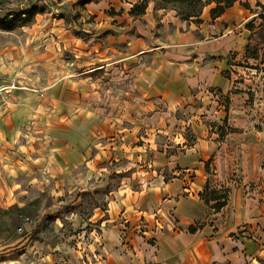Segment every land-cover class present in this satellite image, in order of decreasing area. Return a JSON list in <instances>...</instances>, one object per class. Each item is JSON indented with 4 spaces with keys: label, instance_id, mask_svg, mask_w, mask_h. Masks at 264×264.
<instances>
[{
    "label": "crops",
    "instance_id": "obj_1",
    "mask_svg": "<svg viewBox=\"0 0 264 264\" xmlns=\"http://www.w3.org/2000/svg\"><path fill=\"white\" fill-rule=\"evenodd\" d=\"M251 1L256 2L237 0L217 18L210 16L215 4H206L199 25L185 24L169 36L165 47L146 51L139 49L143 39L131 45L118 42L128 51V60L135 57V47L143 56L149 55L150 64L144 65L142 58L137 63L107 61L99 67L106 68V77H101L105 79L95 81L87 77L91 70L76 74L80 63L59 60L60 49L54 42L48 45L50 36L63 49L68 43L71 32L62 19L56 18L50 29L34 25L28 28L31 33L25 31L27 38L39 32L34 40L45 41L35 60L31 57L35 49L29 50L27 41L23 48L0 50L2 83L21 85L0 98V152L18 149L26 159L35 153L25 161L28 166L36 167L43 160L41 148L24 146L39 145L28 137L41 132L49 140L43 137L48 150L44 165L55 174L74 169L90 157L95 160L99 147L110 146L90 145L103 126L99 128L93 108L82 105L93 94L111 98L119 94L122 116L130 113L132 103L138 106L134 110L138 114V108L148 104L167 103L168 108H175L185 102L191 117L199 120L192 144L166 147L177 152L157 161L164 167L162 172L167 168L168 180L162 173L148 174L137 189L115 192L107 209L100 211L97 221L106 227L102 235L105 253L101 262L93 264H264V129L257 128L256 120L264 118V46L249 45L263 14L250 13L252 6L241 5ZM108 50L117 54L113 47L106 54ZM35 64L55 71L44 88H38V79L27 82V71ZM115 70L121 71L119 78L113 77ZM131 71H137L135 79L130 78ZM111 80H117L120 93L110 90ZM100 83L107 85L102 88ZM28 84L37 85L42 96L21 89ZM109 126H105L107 132ZM228 128L232 132L227 133ZM233 167L240 174L237 187L229 180ZM224 188V205L215 210L218 200H210L208 192ZM42 257L46 255L8 253L0 255V264H35L43 262Z\"/></svg>",
    "mask_w": 264,
    "mask_h": 264
},
{
    "label": "rangeland",
    "instance_id": "obj_2",
    "mask_svg": "<svg viewBox=\"0 0 264 264\" xmlns=\"http://www.w3.org/2000/svg\"><path fill=\"white\" fill-rule=\"evenodd\" d=\"M208 1L202 0L203 3ZM255 1L241 5L246 9L252 6L250 13L264 16V0ZM135 4L138 6L133 9ZM199 10L197 7L194 12L181 3L156 0H0V50L23 48L27 41L28 49H35L31 54L34 59V55L45 47V41L34 40V35L39 32L33 34L32 40L27 38L26 33H31L28 28L37 25L50 29L56 18L62 19V25L71 32L68 43L63 49L62 45L59 47L57 44V39L50 36L47 38L48 45L54 42L52 45L60 49L59 60L80 63L81 68L75 71L76 74L91 70L87 77L92 76L94 81L105 79L101 77H106L103 75L106 68H99L103 63L128 60V51L122 49L118 42L125 41L126 45H131L143 39L142 43L139 42V49L143 50V47L146 51L153 47H165L170 43L169 36L183 30L185 24L199 25ZM188 15L192 17L187 18ZM253 39L249 45L258 44L257 38ZM111 47L117 51L115 56L109 50L108 54L105 53ZM139 49L132 48L137 52L128 61L137 63L142 58L141 62L148 66L149 55L143 56ZM35 65L34 69L27 71V82L31 84L32 79H38V88H44L47 78L51 81L55 71ZM118 70H115L113 77H120L121 71ZM136 72L131 71V79L137 77ZM3 80L4 77L0 76V85L14 83L17 87L21 86L16 81L6 84L2 83ZM111 81L108 85L110 90L120 93L117 80ZM100 84L102 88L107 85ZM22 87L32 91L33 95L42 96L40 92L43 91L38 92L37 85ZM222 104L228 110L229 103L224 100ZM82 105L88 110L93 108L95 119L100 123L99 128L103 125L101 133L96 135L97 138H92L90 145H110L103 149L99 147L95 160L90 157L74 169L61 170V174L48 172L44 165L48 151L43 146L45 132L28 137V141L34 140L39 145H24L25 148H41L39 153L43 160L36 167L28 166L25 162L35 156L28 149L29 159L23 158V153L18 149L11 151L13 153L0 152V255H46V258L42 257L43 262L34 261L35 264L101 262L105 253L102 252L105 250L102 235L106 227L103 228L101 222L97 221L100 211L107 209L115 192L123 188L137 189L148 174L162 173L168 180L167 168L162 172L164 167L157 161L164 157L168 159L170 154L177 152L166 147L192 144L194 126L199 122L191 117V110L186 109L185 102L175 108H168L167 103L148 104L145 109L138 108V114L134 112L138 106L132 103L130 113L123 116L119 94L114 98L105 97L104 93L93 94V98H86ZM158 113V116H154ZM256 120L257 128L264 129V118ZM108 124L111 125L110 132L105 129ZM66 137L71 135L66 134ZM262 137L264 139V135ZM14 164L15 168L12 166ZM3 167L8 170L2 171ZM237 171L235 168L230 175L233 187L239 186L240 174ZM208 173L212 175L213 172L208 170ZM226 192L224 188L218 193L227 195ZM218 193L208 192L209 197H215Z\"/></svg>",
    "mask_w": 264,
    "mask_h": 264
},
{
    "label": "trees",
    "instance_id": "obj_3",
    "mask_svg": "<svg viewBox=\"0 0 264 264\" xmlns=\"http://www.w3.org/2000/svg\"><path fill=\"white\" fill-rule=\"evenodd\" d=\"M100 1V0H99ZM156 1H160L163 3H181L184 5L189 6L190 8H192V10L195 12V8L199 7L200 10L198 12V15H201L202 9L204 8V6L206 4H210V3H214L215 7L213 9H211L210 11V16L212 18H217L219 17L226 8L231 7L237 0H210L207 3H203L202 0H156ZM146 4V3H144ZM138 5L135 4L132 8H136ZM192 15H188L187 18H191ZM196 17V16H195ZM259 18L261 19L262 23L260 24V29L253 35V38H257V40L259 42H257V46H264V16L260 15ZM248 27L252 30L253 27L248 25ZM263 36V40L262 39ZM252 38V39H253ZM261 38V39H260ZM228 132H232V130H228ZM223 136V133L219 134V137ZM208 188V186L206 187V189ZM211 194V193H210ZM210 200H218L214 205L213 208L215 210H218L220 207H222L224 205V201L226 200V194L225 193H220L219 195H215V197H209ZM223 200V201H221Z\"/></svg>",
    "mask_w": 264,
    "mask_h": 264
},
{
    "label": "built area",
    "instance_id": "obj_4",
    "mask_svg": "<svg viewBox=\"0 0 264 264\" xmlns=\"http://www.w3.org/2000/svg\"><path fill=\"white\" fill-rule=\"evenodd\" d=\"M18 87L14 83H10L9 85H0V98H4L8 95L12 90L17 89ZM23 89V88H21Z\"/></svg>",
    "mask_w": 264,
    "mask_h": 264
}]
</instances>
